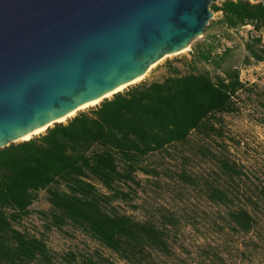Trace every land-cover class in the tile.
I'll use <instances>...</instances> for the list:
<instances>
[{
    "label": "trees",
    "instance_id": "obj_1",
    "mask_svg": "<svg viewBox=\"0 0 264 264\" xmlns=\"http://www.w3.org/2000/svg\"><path fill=\"white\" fill-rule=\"evenodd\" d=\"M211 10L227 35L253 26L243 64H264V4ZM221 38L0 151V264H264V74L244 82ZM42 193L45 230L83 248L55 252L23 225Z\"/></svg>",
    "mask_w": 264,
    "mask_h": 264
},
{
    "label": "water",
    "instance_id": "obj_2",
    "mask_svg": "<svg viewBox=\"0 0 264 264\" xmlns=\"http://www.w3.org/2000/svg\"><path fill=\"white\" fill-rule=\"evenodd\" d=\"M216 2L0 0V151L190 50Z\"/></svg>",
    "mask_w": 264,
    "mask_h": 264
},
{
    "label": "rangeland",
    "instance_id": "obj_3",
    "mask_svg": "<svg viewBox=\"0 0 264 264\" xmlns=\"http://www.w3.org/2000/svg\"><path fill=\"white\" fill-rule=\"evenodd\" d=\"M225 0H217L216 5L222 4ZM213 20H211V25L209 31L207 30L201 39H197L193 42L190 50L184 52L183 54L175 57L168 58L155 67H153L147 75L140 81L139 84H151L153 82L162 81L167 75V63L172 62L176 66L183 69L181 65L182 60L190 59V53L193 46L202 43L205 39L210 38L211 36H221L222 45L224 47H236L237 52L234 57L235 64L241 68V78L244 82H255L258 75L264 74V64H253L250 67H244L243 58L245 53L243 51V39L246 38L249 31L248 28L241 29L237 32H229L228 35L223 32L224 29H221L219 26L215 25L219 18L220 13H213ZM224 34V35H223ZM224 38V39H223ZM136 85V86H137ZM130 89V88H129ZM128 89V90H129ZM125 92V91H124ZM90 110V109H89ZM88 111V110H86ZM85 112V111H84ZM121 208L127 210V206L124 204H119ZM49 208L48 203L45 200L44 194H40L37 202L32 206V215L28 220L24 222V226L30 230L32 233H44L46 235L47 243L52 250L58 253L66 252L70 249L83 248L87 244V239L82 236L80 233L73 231L72 229L66 227L61 231L53 230L52 232H47L45 230L44 221L40 216V212H46ZM91 247H95L94 244L88 242Z\"/></svg>",
    "mask_w": 264,
    "mask_h": 264
},
{
    "label": "bare ground",
    "instance_id": "obj_4",
    "mask_svg": "<svg viewBox=\"0 0 264 264\" xmlns=\"http://www.w3.org/2000/svg\"><path fill=\"white\" fill-rule=\"evenodd\" d=\"M146 75H147V74H146ZM146 75L142 76L141 78L137 79L136 81H134V82H132V83H130V84H128V85H124L120 90L115 91V92L111 93L109 96H107V98H112L113 95H114L115 93H118V92H124V91H126L128 88H130L131 86H134V85L138 84L140 81L143 80V78H144ZM103 99H104V98L99 99V100H96V101H94V102H92V103H88V104H86V105H83L82 107H80L79 109H77L74 113H72V114H71V115H70L65 121H61L60 123L66 124L68 121H70L71 119H73V117H74L76 114H78L79 112H84V111H86V110H89V109L96 108V107L100 106V105H101V102L103 101ZM46 128H47V127H46ZM46 128L41 129V130H39V131H37V132H35V133L29 135L28 137H26V138H24V139H22V140H23V141H25V140H31V139H33V138H35V137L41 136V135H43V134L46 132Z\"/></svg>",
    "mask_w": 264,
    "mask_h": 264
},
{
    "label": "built area",
    "instance_id": "obj_5",
    "mask_svg": "<svg viewBox=\"0 0 264 264\" xmlns=\"http://www.w3.org/2000/svg\"><path fill=\"white\" fill-rule=\"evenodd\" d=\"M245 28H248L249 29V31H252L253 30V26H251V25H247L246 27H244L243 29H245Z\"/></svg>",
    "mask_w": 264,
    "mask_h": 264
}]
</instances>
